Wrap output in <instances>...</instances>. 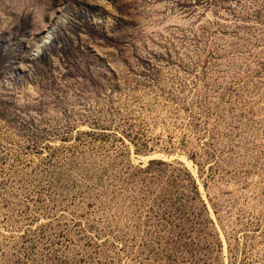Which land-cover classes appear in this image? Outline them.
Listing matches in <instances>:
<instances>
[{
    "label": "rangeland",
    "instance_id": "1",
    "mask_svg": "<svg viewBox=\"0 0 264 264\" xmlns=\"http://www.w3.org/2000/svg\"><path fill=\"white\" fill-rule=\"evenodd\" d=\"M0 264H264V0H0Z\"/></svg>",
    "mask_w": 264,
    "mask_h": 264
}]
</instances>
